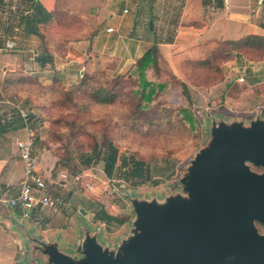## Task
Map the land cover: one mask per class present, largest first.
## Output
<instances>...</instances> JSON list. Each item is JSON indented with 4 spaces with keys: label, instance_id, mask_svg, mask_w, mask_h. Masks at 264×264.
I'll return each instance as SVG.
<instances>
[{
    "label": "crops",
    "instance_id": "obj_1",
    "mask_svg": "<svg viewBox=\"0 0 264 264\" xmlns=\"http://www.w3.org/2000/svg\"><path fill=\"white\" fill-rule=\"evenodd\" d=\"M13 1L8 19L9 39H17L20 21L27 25L32 22L30 14L38 15L43 21L45 19L47 22L37 26L45 46L34 61L38 60L40 66L46 63L57 79L71 80L73 84L78 80L77 73L81 78L91 74L96 61L97 64L99 61L103 64L115 62L117 66L113 73L119 74L120 71L130 74L149 51H153L151 68L154 73L148 70V76L157 73L161 77H181L186 74L198 79L197 76L206 77L210 71H215L203 66L217 50L213 46L216 48L219 45L218 51L222 53L220 45L227 41H244L251 36L264 38V22L257 21L263 13L264 0H249V3L253 1L255 7L251 10L248 3L245 13L239 10L241 4H246L244 0H221V4L217 0L218 9L222 11L225 8L224 15L220 17H213L210 11L212 0ZM4 2L0 1L1 12ZM132 10L135 16L128 18ZM14 17L19 20L18 23ZM108 29H113V32H108ZM32 31L31 36L35 33V36L41 37L35 28ZM12 43L13 49L15 44L18 47L16 41ZM2 53L5 54L6 50ZM73 58L76 60H70ZM231 59L221 65V72L231 77L232 71H241L239 78L234 79L235 85L242 84L240 78H244L249 88L263 83H259L255 76L264 73V61L253 62L247 55ZM237 62L240 63L236 68ZM187 81L189 86L202 90V93L221 87L225 82L223 80L210 88H196L193 79ZM230 92H226L225 101L221 97L226 107L227 100L245 102L242 95L234 96ZM7 101L0 99V264H54L47 253V247L51 245H55L62 254L74 258L84 239L81 225L92 219L95 224L91 233L97 235L101 229L98 218L104 219L102 211L106 212L107 209L91 196L81 201L72 198V193L65 197V192L71 189L63 179L65 172L59 167L58 147L46 138L42 121L34 111L25 106L31 111L29 128L35 133L34 153L39 159V171L46 180L47 194L61 202V211L53 214L35 210L26 217L23 208L2 204L3 200L19 195L24 166L17 143L27 135L23 120ZM4 103L9 106L2 105ZM9 109L12 110L9 112ZM85 205L90 209L86 210ZM81 210L86 214L83 215Z\"/></svg>",
    "mask_w": 264,
    "mask_h": 264
},
{
    "label": "rangeland",
    "instance_id": "obj_2",
    "mask_svg": "<svg viewBox=\"0 0 264 264\" xmlns=\"http://www.w3.org/2000/svg\"><path fill=\"white\" fill-rule=\"evenodd\" d=\"M244 1L246 4H241L239 8L242 13H245V7L247 11L249 3V0ZM212 3L210 11L213 17L223 16L225 8L220 11L216 6L217 0H212ZM249 5L251 10L255 7L253 1ZM10 6H14V1L5 0L4 8L0 11V19L4 20L0 22V99L31 108L42 121L46 138L58 147L59 165L65 172L63 179L69 184L68 189H71L65 192L66 198L70 193L78 201L91 196L107 209L109 215L125 221L124 224L106 223V219L100 221L101 229L96 236L103 246L117 248L122 240L133 236L138 218L135 201H156L164 205L172 196L187 197L182 180L187 176L196 155L210 142L212 118L242 120L246 123L258 115L264 119V73L255 76L259 83L263 82L257 83V86L249 88L245 82L235 85L234 79L239 78L241 71H232L231 77H226L218 70L219 61L213 68L220 73L213 81L215 84V81L225 80L224 85L205 93L189 86L187 80L190 76L186 74L181 77H159L162 82L155 84L154 88L140 82L137 73L134 76L120 71L119 74L113 73L117 66L115 62L103 64L99 61L97 64L96 61L89 74L94 76L89 89L103 88L117 94L116 101L111 105H99L81 93L73 98L81 104L74 106L68 92L80 93L77 89L83 77L77 73L75 84L65 79L60 80L59 84L49 80L57 79L55 74L50 73L46 63L40 66L38 60L34 61L44 47L43 36H35V33L31 36L33 28L20 21L19 35L17 39L12 37L18 47L15 44V49H8L6 43L11 41L8 37V19L12 12ZM180 10L177 11V17L180 16ZM134 16L135 11L132 10L127 17ZM14 21L18 23L19 20L14 17ZM257 21L264 22V9ZM213 49L217 50L213 51L211 57L220 59L218 56L222 54H219V45L216 48L213 46ZM4 50L5 54L2 53ZM224 50L232 52L233 47L224 45ZM252 59L253 62L264 61V56L260 59V56L255 55ZM239 63L235 65L236 68ZM197 77L198 81L194 84L196 88L214 86H208L201 76ZM228 90L234 96L242 95L245 102L227 100L226 107L223 101ZM85 104H89L87 110L81 108ZM2 105L9 106L6 103ZM113 143L119 149L120 160L116 167H121L124 158L134 157L144 161L148 164L149 181L136 186L134 180L127 181L118 173L112 178L107 177L106 161ZM95 144L100 147L101 154L98 160L94 158L88 164L90 157L82 154L91 156ZM84 207L90 209L89 206ZM84 223L81 225L83 238L89 232L90 235L94 234L91 231L95 221L89 219Z\"/></svg>",
    "mask_w": 264,
    "mask_h": 264
},
{
    "label": "water",
    "instance_id": "obj_3",
    "mask_svg": "<svg viewBox=\"0 0 264 264\" xmlns=\"http://www.w3.org/2000/svg\"><path fill=\"white\" fill-rule=\"evenodd\" d=\"M212 119L182 180L187 197L135 201L133 236L117 248L89 232L74 258L48 246L51 263L264 264V119Z\"/></svg>",
    "mask_w": 264,
    "mask_h": 264
},
{
    "label": "trees",
    "instance_id": "obj_4",
    "mask_svg": "<svg viewBox=\"0 0 264 264\" xmlns=\"http://www.w3.org/2000/svg\"><path fill=\"white\" fill-rule=\"evenodd\" d=\"M3 3V0H0ZM35 1V0H34ZM219 3L221 4V0H219ZM30 18L32 22L28 23V26L32 29L35 28L36 29V33L40 35V32H38V24L42 23V22H47L43 21L42 18H39L38 15H34L33 13L30 14ZM47 20V19H46ZM41 36V35H40ZM231 45L233 47V51L232 52H227L226 50L223 51V48ZM45 46V45H44ZM231 51V50H230ZM224 52H226V54H224ZM260 53V54H259ZM222 55L218 56L220 59L216 58V57H211L209 59H207L204 62L203 66H209V69H213L215 70L210 71L208 74L210 75H206V77H208V79H206V77H201L203 78L207 83L208 86H211V84H214L213 78L218 75L221 72V65L225 62H228L230 60H232V57H237L239 55H247L249 58H253L255 57V55L260 56V59L264 56V38L263 37H258V36H251L248 39L244 40V41H239V42H235V41H227L225 43L222 44ZM263 54V55H262ZM153 51H149L146 55H144V57L142 58V60L139 62V65H137V68L135 70H133L129 75H135L137 73V75L140 77V82H142L143 84H145V86H151L155 88V84L157 83H161L162 80L159 79V77H161L160 75H156L152 74L151 76L147 75L148 70L152 71V63H153ZM219 61L220 66H219V71L217 72V69L213 68L214 64ZM139 69V70H138ZM149 72V71H148ZM153 72V71H152ZM154 73V72H153ZM222 73V72H221ZM86 79V80H84ZM190 79H193L195 82L198 81L197 78H193V76H190ZM211 79V80H209ZM51 81H53V83H60L59 79H49ZM94 80V76L93 75H89V74H85L83 76V79L80 81L79 85H78V91L80 93L76 94V91H71L68 92L70 93V98L73 99L76 96H80L82 93V96H87L89 98V100L91 99L93 102H96L99 105H111L116 101V96L117 94L111 93L110 91H105L103 88H100V90H90V86L91 81ZM213 81V82H212ZM222 80H220L219 82H221ZM215 81L216 83H219ZM63 84V82H62ZM196 84V83H195ZM151 95L149 96L148 99H150ZM92 102V103H93ZM73 104L74 106H79L81 103L80 101H77L75 99H73ZM89 105V104H88ZM88 105H84L81 108H84L85 110L88 109ZM31 112V111H29ZM51 141V140H50ZM101 154V150L100 147H98V145H94L93 147V151L91 153V156H89L88 154H82L86 157H90L88 160V164L91 163V161L94 160H98V157ZM119 159V149L116 147V145H112L111 151H110V155L107 158L106 161V175L107 177H114V175L116 173H118V176L120 177H124L125 180H134V184L136 186L145 184L147 181L150 180V175L148 173V167H147V163H145L144 161H140L134 157H131L129 159H122L121 162V167L117 168L116 164L118 162ZM120 160V159H119ZM60 167V165H59ZM63 170V169H62ZM102 215L103 218H106V223H113V222H117L119 224H124V220L119 219L117 217H110L107 215L106 212L102 211ZM99 220L103 221L102 218H98Z\"/></svg>",
    "mask_w": 264,
    "mask_h": 264
},
{
    "label": "built area",
    "instance_id": "obj_5",
    "mask_svg": "<svg viewBox=\"0 0 264 264\" xmlns=\"http://www.w3.org/2000/svg\"><path fill=\"white\" fill-rule=\"evenodd\" d=\"M113 32V29H108ZM8 49H13L14 44L7 42ZM244 78L239 82L243 83ZM8 103V102H7ZM12 109H15L23 120L27 135L17 143L20 159L24 166V179L21 184L18 197L10 200H3L2 204L8 207H21L25 211V216L29 217L30 213L38 210L41 213H59L61 211V202L47 194V183L43 174L39 171V159L34 153L35 133L29 128L30 112L20 103H9Z\"/></svg>",
    "mask_w": 264,
    "mask_h": 264
}]
</instances>
